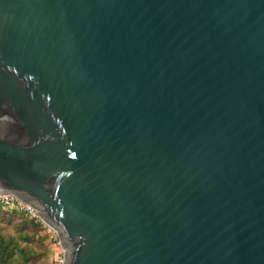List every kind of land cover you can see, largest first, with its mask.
Masks as SVG:
<instances>
[{"label": "water", "instance_id": "95a60500", "mask_svg": "<svg viewBox=\"0 0 264 264\" xmlns=\"http://www.w3.org/2000/svg\"><path fill=\"white\" fill-rule=\"evenodd\" d=\"M0 194L63 264H264V0H0Z\"/></svg>", "mask_w": 264, "mask_h": 264}, {"label": "rangeland", "instance_id": "374dc122", "mask_svg": "<svg viewBox=\"0 0 264 264\" xmlns=\"http://www.w3.org/2000/svg\"><path fill=\"white\" fill-rule=\"evenodd\" d=\"M0 242L7 247L12 264H63L59 235L38 212L35 217L0 206Z\"/></svg>", "mask_w": 264, "mask_h": 264}, {"label": "built area", "instance_id": "2783aa9c", "mask_svg": "<svg viewBox=\"0 0 264 264\" xmlns=\"http://www.w3.org/2000/svg\"><path fill=\"white\" fill-rule=\"evenodd\" d=\"M0 205L15 207L32 216H37V211L29 204L22 202L12 194H0Z\"/></svg>", "mask_w": 264, "mask_h": 264}, {"label": "trees", "instance_id": "16d2710c", "mask_svg": "<svg viewBox=\"0 0 264 264\" xmlns=\"http://www.w3.org/2000/svg\"><path fill=\"white\" fill-rule=\"evenodd\" d=\"M38 225L41 226V223H39ZM0 261L3 262V264H12L11 259L8 255L7 247L4 246L3 243L1 242H0Z\"/></svg>", "mask_w": 264, "mask_h": 264}]
</instances>
